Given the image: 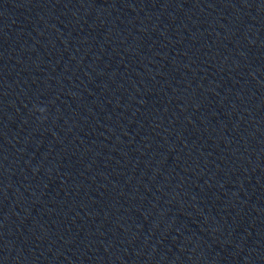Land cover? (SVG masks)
Wrapping results in <instances>:
<instances>
[{
    "label": "clouds",
    "instance_id": "1",
    "mask_svg": "<svg viewBox=\"0 0 264 264\" xmlns=\"http://www.w3.org/2000/svg\"><path fill=\"white\" fill-rule=\"evenodd\" d=\"M39 111H41V112H42V111H44V109H42V108H41V109H39Z\"/></svg>",
    "mask_w": 264,
    "mask_h": 264
}]
</instances>
